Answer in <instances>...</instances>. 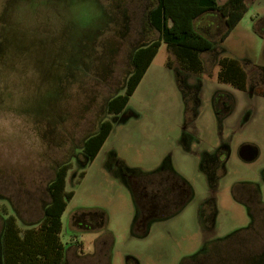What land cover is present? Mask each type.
<instances>
[{"label": "rangeland", "instance_id": "374dc122", "mask_svg": "<svg viewBox=\"0 0 264 264\" xmlns=\"http://www.w3.org/2000/svg\"><path fill=\"white\" fill-rule=\"evenodd\" d=\"M155 3L0 0V264L4 217L13 214L21 229L35 225L50 199L47 185L66 161L72 163L66 190L74 195L62 215L63 264H181L207 243L250 225L248 209L230 188L251 182L264 199V0H247L248 10L223 42L219 13L195 21L213 41L201 53L200 74L169 68L162 42L126 107L107 113L108 99L124 92L140 13ZM146 33L160 36L152 27ZM223 56L241 62L246 89L218 80ZM218 93L231 106L220 116L214 104ZM103 120L113 127L90 161L81 147ZM244 143L256 148L253 159L241 156ZM224 146L230 151L220 175L208 176L203 154L212 157ZM165 162L190 183L193 195L179 212L137 230L127 179ZM208 207H213L211 222ZM84 212L94 219L88 230L75 224V215ZM102 240L111 242L106 258ZM215 249L214 259L230 248Z\"/></svg>", "mask_w": 264, "mask_h": 264}, {"label": "trees", "instance_id": "16d2710c", "mask_svg": "<svg viewBox=\"0 0 264 264\" xmlns=\"http://www.w3.org/2000/svg\"><path fill=\"white\" fill-rule=\"evenodd\" d=\"M247 10V0H225L222 3L218 0H156L150 13V23L160 36L136 50L134 71L124 92L108 99L107 113L118 114L126 107L162 42L170 54L166 62L168 67H172L175 61L182 70L200 74L204 70L201 53L211 49L213 41L196 28L195 21L205 13H219L225 26L220 36L223 42ZM218 65L220 82L246 89L248 75L238 59L219 57ZM112 127L110 120H103L98 129L84 140L81 148L90 161L97 156ZM71 166V161H66L56 167L54 177L47 185L50 199L44 206L42 218L35 225L21 229L13 214L4 217L1 232L3 264H63L67 245L59 234L62 215L74 195L73 191L66 190V177ZM83 175L84 172L81 173ZM99 212L105 219L104 211Z\"/></svg>", "mask_w": 264, "mask_h": 264}, {"label": "flooded vegetation", "instance_id": "af4514ba", "mask_svg": "<svg viewBox=\"0 0 264 264\" xmlns=\"http://www.w3.org/2000/svg\"><path fill=\"white\" fill-rule=\"evenodd\" d=\"M155 5L156 3L153 6L146 5L145 8L142 9V13H140L139 20L142 21V25L139 29L140 37L133 42L138 45L134 46L131 52L130 63L132 67L128 71L124 87H126L128 79L134 71V53L138 48L155 40L149 38L146 33L149 31V28H153L150 23V13ZM169 68L181 69L176 62ZM117 94L120 93H116L111 97ZM223 96L225 97V94L218 93L215 96L218 98H214L218 116L225 114L227 109L231 107L230 105L228 107L225 106L228 100ZM229 151L230 150L224 146L219 148L212 157L208 154H203L201 160L202 167L208 176L215 177L220 175V171L222 170L221 164L226 160ZM240 154L245 158L253 159L257 154L256 148L249 143H244L240 148ZM127 180L137 207L135 220V227L137 230H145L149 222L155 219L168 218L179 212L193 195V189L190 183L168 162H165L160 168L154 171L142 174L133 173V176H130ZM230 195L248 209L251 217L250 225L247 228L235 232L228 238L207 243L204 251L193 257L185 258L181 264H259V262H261L260 260H264V199L261 196L259 188L256 184L251 182H236L230 188ZM208 210L209 214L207 218L208 221L211 222L213 207H208ZM75 216L79 218L78 222L75 223L78 227H83L85 228L84 230H88L94 226L92 224L94 219H90L85 212ZM101 246L105 256L104 258H106L107 252H109L111 246L110 240H102ZM236 246L246 248L254 247L260 248V250L251 251L248 249L245 253H235L231 248ZM218 247H225V252L227 250L226 248H230L229 253L227 250V255H219L214 259L212 253L214 251L216 253L215 248Z\"/></svg>", "mask_w": 264, "mask_h": 264}, {"label": "crops", "instance_id": "0c3cea01", "mask_svg": "<svg viewBox=\"0 0 264 264\" xmlns=\"http://www.w3.org/2000/svg\"><path fill=\"white\" fill-rule=\"evenodd\" d=\"M151 64H152V62H151ZM151 64H150V66H151ZM150 66H149V67H150ZM149 67H148V69H149ZM148 69H147V70H148Z\"/></svg>", "mask_w": 264, "mask_h": 264}]
</instances>
